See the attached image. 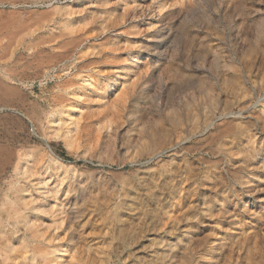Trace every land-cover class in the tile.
<instances>
[{
	"label": "rangeland",
	"instance_id": "1",
	"mask_svg": "<svg viewBox=\"0 0 264 264\" xmlns=\"http://www.w3.org/2000/svg\"><path fill=\"white\" fill-rule=\"evenodd\" d=\"M56 262L264 264V0H0V264Z\"/></svg>",
	"mask_w": 264,
	"mask_h": 264
},
{
	"label": "bare ground",
	"instance_id": "2",
	"mask_svg": "<svg viewBox=\"0 0 264 264\" xmlns=\"http://www.w3.org/2000/svg\"><path fill=\"white\" fill-rule=\"evenodd\" d=\"M18 112V111H17ZM19 113V112H18ZM21 113V112H20ZM78 122V121H77ZM66 123V122H65ZM65 125V124H64ZM67 125H68V123H67ZM70 125V124H69ZM75 125V124H74ZM68 130V129H67ZM64 131H65V129H64ZM67 134H68V131H67ZM17 164H19V162L17 163ZM16 169H17V167H15ZM23 190H21L20 191V193L22 192ZM56 192V191H55ZM20 199H22V196H20ZM19 201V200H18ZM23 201H25V200H23ZM51 210H52V208H53V205L51 204V206L49 207ZM40 209V208H39ZM42 209V208H41ZM40 209V210H41ZM49 209V210H50ZM18 209H13V212H12V214L13 215H16L17 213H18ZM42 211H45L44 209H42ZM15 222L16 223H20V222H24V225H26V227H28V228H31V227H33V228H35L36 227V225H35V223L33 222V221H30V220H28L27 219V217L25 216V215H20V216H18V215H16V217H15ZM36 233L37 234H39V231L38 230H36ZM48 255L51 257V258H53V260H56L57 259V256H56V248L55 247H53L52 248V250L50 251V252H48ZM50 261H52V259L50 260ZM54 262V261H53ZM55 264H61L60 262H56Z\"/></svg>",
	"mask_w": 264,
	"mask_h": 264
}]
</instances>
